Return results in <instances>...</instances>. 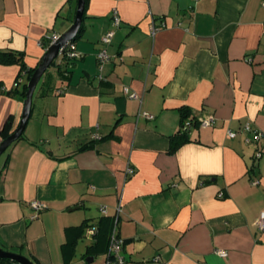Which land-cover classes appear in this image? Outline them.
I'll return each instance as SVG.
<instances>
[{
	"label": "crops",
	"instance_id": "obj_1",
	"mask_svg": "<svg viewBox=\"0 0 264 264\" xmlns=\"http://www.w3.org/2000/svg\"><path fill=\"white\" fill-rule=\"evenodd\" d=\"M262 1L88 0L80 56L65 75L42 76L23 137L4 151L0 247L33 262L114 264L105 251L88 255V227L68 228L117 217L126 264H264V139L247 142L243 130L249 122L264 131ZM76 8L77 0H0V51L38 66L43 42L72 25ZM103 46L110 60L100 69ZM19 73L0 63V83L14 90L0 95V143L7 118L11 134L23 113ZM182 107L197 124L170 151ZM207 117L215 124L200 125ZM34 200L46 208L32 219ZM68 236L74 252L64 249Z\"/></svg>",
	"mask_w": 264,
	"mask_h": 264
},
{
	"label": "trees",
	"instance_id": "obj_2",
	"mask_svg": "<svg viewBox=\"0 0 264 264\" xmlns=\"http://www.w3.org/2000/svg\"><path fill=\"white\" fill-rule=\"evenodd\" d=\"M87 4L88 0H85V11L83 15V22L82 25L78 31V34L76 35V38L71 41V43H74L77 38H79L82 33L84 32L85 25V16H86V9H87ZM43 46L45 49L49 47V40H45L43 42ZM72 59L67 57L66 53H62L59 57H57L53 64L51 66H54L57 71H59L62 75L68 71L67 66L70 64ZM0 63L2 64H18L20 66V73L18 75V80L21 79V77L26 74L27 75V81L24 83L23 90L21 91L23 96H26V91H27V83L30 80L33 72L35 71L36 67L30 68L25 64L24 61V54L22 52H14V51H0ZM48 73V69L45 71L43 74V77L45 74ZM68 73V72H67ZM16 90V89H15ZM14 90H6L4 86L0 83V95L2 94H12ZM181 112V127L180 130L171 136V148L170 151H175L179 146H181L184 143L189 142L191 139L189 137V132L190 130L187 128H184V123L189 120L187 119L190 115V110L187 109L186 107L180 108ZM11 116L7 118L4 128L2 130V136L5 139L6 137L9 136L10 134V126H11ZM192 122L193 125L197 124V121H194L193 119L189 120ZM23 137V134L20 136V138ZM91 146V142L88 143L86 146H83V148H87ZM115 225V218H108V217H103L101 218L96 224L90 223L89 220H85L80 226L77 227H71L68 228V232L71 229L77 230L82 232L84 230V227H94L95 228V233L92 235L94 238L93 242L88 246V255L89 254H97L99 252L105 251L108 255L109 251V246H110V239H111V234L113 231ZM81 235V234H80ZM79 235V236H80ZM77 238H71L68 236L67 242L64 244V249H69L71 252H74V247L76 245ZM125 241H123L124 243ZM0 262L2 263H9L11 262L10 259L8 258H1L0 257ZM35 264H68L67 261L64 263H41V262H34Z\"/></svg>",
	"mask_w": 264,
	"mask_h": 264
},
{
	"label": "built area",
	"instance_id": "obj_3",
	"mask_svg": "<svg viewBox=\"0 0 264 264\" xmlns=\"http://www.w3.org/2000/svg\"><path fill=\"white\" fill-rule=\"evenodd\" d=\"M262 6L264 8V0L262 1ZM120 16L118 14V12L116 10L113 11V22L115 26H119L120 24ZM166 27L165 23H162L160 25H155L153 24L151 27V32L152 34H155L157 31H159L161 28ZM115 31L114 30H110L108 31L103 37H102V43L103 45L109 44L112 41V37L114 35ZM60 35L58 34H54L48 37L47 40H49V46L51 44H53L54 42L57 41V39L59 38ZM66 53L67 57H69L70 59H76L80 56V54L77 52L75 44L74 43H67L65 46H63L60 49V53L59 56L62 53ZM97 58L100 64V69H102V66L105 62L110 60V56L107 52V48L105 46H103L99 52L97 53ZM22 79H19V82ZM126 92L128 93V89H125ZM132 96H135L134 94ZM143 115H145L148 118H152L153 115L144 112ZM200 125L203 126H212L215 124V119L213 117H207L204 118L202 120H200L199 122ZM193 124L192 122H190L189 120H187L184 123V128H188L189 130L192 128ZM243 130L246 132H250L252 133V138L247 137L246 141L247 142H251V141H255V142H259L260 140L264 139V131L261 129H257V128H253V126L249 123L246 122L243 125ZM228 135L230 138H235L238 135L237 131H233V130H229L228 131ZM262 152L260 150L257 151L256 153V157L259 158L261 156ZM135 173V169L132 166H128L126 169V175L127 176H131ZM31 207L34 209V213L31 216L32 219H35L39 216V213L46 208V204L43 203L42 201L39 200H34L30 203ZM102 212H106L105 208L102 207L101 208ZM118 212L120 211V205L118 206ZM117 226H118V219L117 217H115V225L111 234V239H110V246H109V251H108V261L110 262H114V264H126V260L125 257L122 253L123 251V242L121 240V238L118 236L117 234ZM257 227L259 229H264V211H262L259 215V218L257 220ZM95 233V228L94 227H88V235L92 236ZM216 253L220 256H226L227 255V251L223 250V249H218L216 251ZM158 259V257H156V260Z\"/></svg>",
	"mask_w": 264,
	"mask_h": 264
},
{
	"label": "water",
	"instance_id": "obj_4",
	"mask_svg": "<svg viewBox=\"0 0 264 264\" xmlns=\"http://www.w3.org/2000/svg\"><path fill=\"white\" fill-rule=\"evenodd\" d=\"M84 11H85V0H77L76 14L72 25L59 36L56 42H54L47 48L44 55L42 56L38 66L36 67L30 80L27 83L24 109L19 125L14 130V132H12L8 137H6L0 143V156L14 141L19 139L20 136L23 134L25 127L31 116L35 89L38 83L40 82L45 71L53 64L54 60L59 56L60 49L63 46H65L67 43L73 41L76 38V35L78 34V31L83 22ZM0 257L8 258L10 260L16 261L19 264H35L28 257L19 253L5 250L2 247H0ZM89 258H88L89 261L92 260Z\"/></svg>",
	"mask_w": 264,
	"mask_h": 264
},
{
	"label": "rangeland",
	"instance_id": "obj_5",
	"mask_svg": "<svg viewBox=\"0 0 264 264\" xmlns=\"http://www.w3.org/2000/svg\"><path fill=\"white\" fill-rule=\"evenodd\" d=\"M52 71L56 72L54 66H50V67L48 68V72H52ZM44 77H45V76H44ZM33 101H34V100H33ZM5 155H6V153H3V154L0 156V168L2 167V165H3V163H4Z\"/></svg>",
	"mask_w": 264,
	"mask_h": 264
}]
</instances>
